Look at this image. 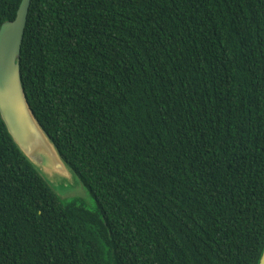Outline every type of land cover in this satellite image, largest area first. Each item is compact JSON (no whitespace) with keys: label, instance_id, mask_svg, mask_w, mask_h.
<instances>
[{"label":"trees","instance_id":"trees-1","mask_svg":"<svg viewBox=\"0 0 264 264\" xmlns=\"http://www.w3.org/2000/svg\"><path fill=\"white\" fill-rule=\"evenodd\" d=\"M19 63L96 209L60 201L0 117V264H258L264 0H30Z\"/></svg>","mask_w":264,"mask_h":264},{"label":"water","instance_id":"water-1","mask_svg":"<svg viewBox=\"0 0 264 264\" xmlns=\"http://www.w3.org/2000/svg\"><path fill=\"white\" fill-rule=\"evenodd\" d=\"M29 6L30 0H21L14 20L0 26V117L22 155L65 203L83 185L36 119L21 85L20 51ZM258 264H264V249Z\"/></svg>","mask_w":264,"mask_h":264},{"label":"rangeland","instance_id":"rangeland-1","mask_svg":"<svg viewBox=\"0 0 264 264\" xmlns=\"http://www.w3.org/2000/svg\"><path fill=\"white\" fill-rule=\"evenodd\" d=\"M68 198L69 200L80 201L89 210L93 211L96 209L93 198L83 186H80V189L74 191V194H71Z\"/></svg>","mask_w":264,"mask_h":264}]
</instances>
